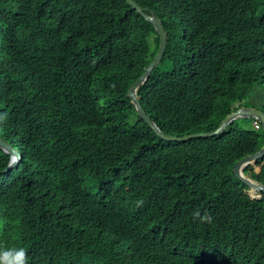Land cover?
Instances as JSON below:
<instances>
[{"label": "trees", "instance_id": "obj_1", "mask_svg": "<svg viewBox=\"0 0 264 264\" xmlns=\"http://www.w3.org/2000/svg\"><path fill=\"white\" fill-rule=\"evenodd\" d=\"M136 2L167 33L137 89L161 130H214L238 99L264 111V0ZM158 44L126 0H0V136L22 156L1 173L0 147V253L23 248L27 264H264V190L233 172L264 144L262 124L158 136L127 93ZM243 171L264 183V154Z\"/></svg>", "mask_w": 264, "mask_h": 264}, {"label": "water", "instance_id": "obj_2", "mask_svg": "<svg viewBox=\"0 0 264 264\" xmlns=\"http://www.w3.org/2000/svg\"><path fill=\"white\" fill-rule=\"evenodd\" d=\"M132 7L136 8L147 20H149L154 28L156 29L158 35H159V44L158 49L153 56L152 60L147 64V66L144 68L142 73L133 81V83L129 86L127 93L130 95L132 102L134 103V106L137 109V112L144 118V120L155 130V133L164 138V139H186L188 137L192 136H198V135H211L216 132L221 131L223 128L226 127V125L233 119L238 117H244V116H252L258 118L259 121H261L263 129H264V112L260 109L256 108H246V107H238L234 110H231L228 114L224 116V118L221 120L220 124L211 131L206 132H191L183 135H175V134H168L165 133L163 130L159 128V126L156 124V122L151 118V116L145 111L143 106L140 103V100L137 95V89L138 86L141 85L148 77L149 73L151 72L152 68L158 64L160 61V58L162 56V53L164 51L166 41H167V33L164 29V26L161 22V19L158 15L150 12H146L140 4L136 2V0H126ZM0 147L3 148L6 152H12L14 151L11 148V144L3 140V138L0 136ZM264 154V144L259 148L257 151L247 154L240 159H238L234 166H233V172L236 176H238L243 182L248 184L249 186L253 187L255 190H264V183L257 182L253 178L247 176L243 172V167L246 166L249 163H252L257 158L263 156ZM14 166V163H8L4 169H2L1 173H4L11 169Z\"/></svg>", "mask_w": 264, "mask_h": 264}, {"label": "clouds", "instance_id": "obj_3", "mask_svg": "<svg viewBox=\"0 0 264 264\" xmlns=\"http://www.w3.org/2000/svg\"><path fill=\"white\" fill-rule=\"evenodd\" d=\"M235 101H233L234 103ZM231 103V107H232V104ZM238 107H246V108H255V107H252V106H245V105H242V106H238ZM236 107V108H238ZM235 108V109H236ZM256 109H259V108H256ZM232 110H234L232 108ZM261 110V109H260ZM263 111V110H262ZM264 112V111H263ZM244 117H252V116H244ZM239 118V117H238ZM253 120L256 122V121H259L258 118L256 117H252ZM261 122V121H260ZM262 124V123H261ZM263 127V126H262ZM2 137V136H1ZM3 138V137H2ZM3 140L6 141V139L3 138ZM7 142V141H6ZM9 144H11V148L15 151V153L12 151V152H6L3 148V150L8 154L9 156V160H8V163H14V166L15 167L17 165V163L21 160L22 156H21V153H20V150H19V147L18 146H14L12 143L8 142ZM261 148V147H260ZM7 163V164H8ZM12 167V168H13ZM245 167V166H244ZM243 167V169H244ZM5 168V167H4ZM3 168V169H4ZM10 170V169H9ZM244 172V171H243ZM248 176V175H247ZM250 177V176H249ZM142 204V201H138V205H141ZM198 215V213H197ZM202 220H208L210 221L211 220V217L209 216H204V217H201ZM0 264H27V253H26V250L23 249V248H19V249H13V250H6L2 253H0Z\"/></svg>", "mask_w": 264, "mask_h": 264}, {"label": "rangeland", "instance_id": "obj_4", "mask_svg": "<svg viewBox=\"0 0 264 264\" xmlns=\"http://www.w3.org/2000/svg\"><path fill=\"white\" fill-rule=\"evenodd\" d=\"M242 102H243V101H242V100H239V99L236 100L234 103L232 102V103H233V104H232V108L235 109V108L238 107V106H242Z\"/></svg>", "mask_w": 264, "mask_h": 264}, {"label": "bare ground", "instance_id": "obj_5", "mask_svg": "<svg viewBox=\"0 0 264 264\" xmlns=\"http://www.w3.org/2000/svg\"><path fill=\"white\" fill-rule=\"evenodd\" d=\"M15 153V151H13Z\"/></svg>", "mask_w": 264, "mask_h": 264}]
</instances>
